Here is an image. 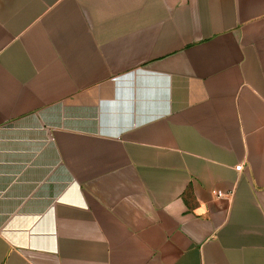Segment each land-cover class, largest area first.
I'll return each mask as SVG.
<instances>
[{"label":"crops","instance_id":"1","mask_svg":"<svg viewBox=\"0 0 264 264\" xmlns=\"http://www.w3.org/2000/svg\"><path fill=\"white\" fill-rule=\"evenodd\" d=\"M0 264H264V0H0Z\"/></svg>","mask_w":264,"mask_h":264},{"label":"built area","instance_id":"2","mask_svg":"<svg viewBox=\"0 0 264 264\" xmlns=\"http://www.w3.org/2000/svg\"><path fill=\"white\" fill-rule=\"evenodd\" d=\"M216 196L218 199H231L232 193H225L223 191H217Z\"/></svg>","mask_w":264,"mask_h":264}]
</instances>
